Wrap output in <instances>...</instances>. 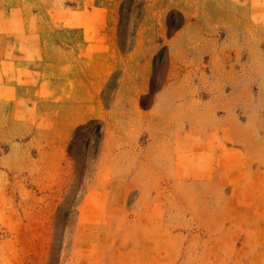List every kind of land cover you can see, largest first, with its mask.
I'll return each mask as SVG.
<instances>
[{"label":"rangeland","instance_id":"rangeland-1","mask_svg":"<svg viewBox=\"0 0 264 264\" xmlns=\"http://www.w3.org/2000/svg\"><path fill=\"white\" fill-rule=\"evenodd\" d=\"M0 264H264V0H0Z\"/></svg>","mask_w":264,"mask_h":264}]
</instances>
